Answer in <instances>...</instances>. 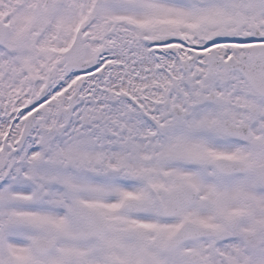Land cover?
I'll list each match as a JSON object with an SVG mask.
<instances>
[{"label": "snow or ice", "instance_id": "1", "mask_svg": "<svg viewBox=\"0 0 264 264\" xmlns=\"http://www.w3.org/2000/svg\"><path fill=\"white\" fill-rule=\"evenodd\" d=\"M0 264H264V0H0Z\"/></svg>", "mask_w": 264, "mask_h": 264}]
</instances>
